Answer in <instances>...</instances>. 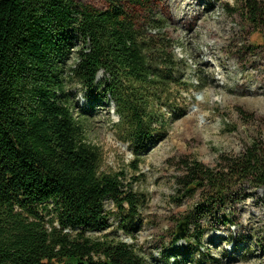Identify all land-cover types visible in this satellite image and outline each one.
Masks as SVG:
<instances>
[{
  "label": "trees",
  "instance_id": "obj_1",
  "mask_svg": "<svg viewBox=\"0 0 264 264\" xmlns=\"http://www.w3.org/2000/svg\"><path fill=\"white\" fill-rule=\"evenodd\" d=\"M241 4L227 6L229 13H241L263 33L264 3ZM107 5L0 0V264H146L123 240L87 236L107 229V201L131 235L146 196L125 185L124 171L101 172L103 154L73 114L64 68L76 53L73 77L92 94L113 98L118 128L135 149L130 168L139 174L141 156L156 140L153 125L165 118V108L178 107L172 96L181 87L183 62L175 63V43L152 0ZM100 73L108 79L98 87ZM183 168L179 193L200 198L183 219L185 241L201 244L205 231L191 228L204 211L226 204L230 188L247 182L264 189V144L253 140L239 156L221 154L214 169L197 160ZM223 221L232 223L228 216ZM179 241L175 234L172 249Z\"/></svg>",
  "mask_w": 264,
  "mask_h": 264
},
{
  "label": "rangeland",
  "instance_id": "obj_2",
  "mask_svg": "<svg viewBox=\"0 0 264 264\" xmlns=\"http://www.w3.org/2000/svg\"><path fill=\"white\" fill-rule=\"evenodd\" d=\"M76 1L99 10L108 6L107 0ZM241 5V0H152L155 16L166 23L164 33L175 43V63L183 62L182 81L172 96L178 107L165 108V118L153 125L156 140L141 156L139 174L130 168L135 149L118 128L113 98L92 94L73 77L76 53L65 66L73 114L84 124L88 142L103 154L101 172L124 171L125 185L146 196L130 237L117 207L107 201L108 227L89 231L91 239L123 240L146 264H264V189L247 182L230 188L226 204L204 211L191 228L205 231L201 244L189 245L183 219L200 198L182 197L178 183L184 161L214 169L221 154L239 156L253 140L264 144V32L254 31L241 13H229L227 6ZM107 79L100 73L98 87ZM226 216L232 223L223 221ZM175 234L181 237L172 249Z\"/></svg>",
  "mask_w": 264,
  "mask_h": 264
},
{
  "label": "water",
  "instance_id": "obj_3",
  "mask_svg": "<svg viewBox=\"0 0 264 264\" xmlns=\"http://www.w3.org/2000/svg\"><path fill=\"white\" fill-rule=\"evenodd\" d=\"M178 237L180 238V237H181V235H178Z\"/></svg>",
  "mask_w": 264,
  "mask_h": 264
}]
</instances>
